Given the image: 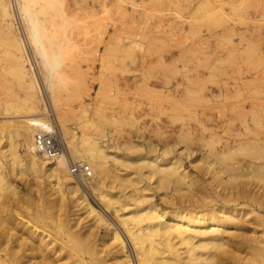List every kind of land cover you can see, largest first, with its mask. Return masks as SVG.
<instances>
[{"label":"rangeland","instance_id":"374dc122","mask_svg":"<svg viewBox=\"0 0 264 264\" xmlns=\"http://www.w3.org/2000/svg\"><path fill=\"white\" fill-rule=\"evenodd\" d=\"M65 3V12L57 10L44 16L52 23L54 41L37 39L46 53L52 49L59 53L56 68L49 57L43 62L40 45L29 38L27 16L19 15L14 5L25 55L32 61L46 115L59 124V113L76 139H81V134L97 138L109 154L133 160L126 167L130 180L124 183L131 191L122 188L127 194H134V186L145 187L147 193H141L151 194L160 202L164 190L156 189L152 169L150 173L149 167H141L138 158L167 152L181 156L195 176L185 201L191 196L187 202L217 205L230 201L233 195L243 209L234 215L247 225L258 220V212L250 210L249 196L254 190L264 191V154H254L256 164L244 177L225 182L212 177L222 180L220 183L211 180L210 174L217 150L233 152L232 163L235 159L246 164L235 148L252 141L264 145V0ZM11 63L10 46L1 37L0 100L7 93L18 92ZM46 79L55 82L56 92L47 88ZM1 107L0 121L9 119L3 117ZM123 143L131 147L127 149ZM2 160L7 167L6 159ZM112 161L108 158L107 165L113 166ZM207 165L213 167L210 173ZM20 168L10 174L16 193L0 188V203L5 205L0 208V233L10 229L11 245L17 241L31 243L47 232L55 234L59 229L51 228L62 225L63 214L70 208L68 201L48 196L43 184L35 185L26 168L18 173ZM92 174L84 180L76 176L88 196L85 186L95 174L93 169ZM117 189L108 191L115 194ZM184 200L177 202L186 204ZM246 209L250 213L245 216ZM254 230L261 234L262 226L255 224ZM254 230L247 226L239 231L250 236Z\"/></svg>","mask_w":264,"mask_h":264},{"label":"bare ground","instance_id":"6f19581e","mask_svg":"<svg viewBox=\"0 0 264 264\" xmlns=\"http://www.w3.org/2000/svg\"><path fill=\"white\" fill-rule=\"evenodd\" d=\"M14 5L19 15L27 16L29 38L37 46L40 45L38 37L48 43L55 39L52 23L45 19V14L57 10L65 12L67 7L65 0H0V36L10 46L11 71L18 87V92L7 93L0 100L5 111L3 117L9 118L0 121V188L16 193L17 187L10 174L14 175L17 167H25L33 176L35 185L43 184L48 196L68 201L70 208L63 214L65 221L62 225L51 228L59 231L55 234L47 232L43 237L38 235L31 243L17 241L11 245L10 229L3 230L0 233V264H264V214L261 213L264 211V191L254 190L249 196L252 201L250 210L259 215L255 214L258 220L248 225L234 215L243 209L238 207L233 195H230L232 204L227 200L217 205L187 202L191 196L186 201L183 198L193 188L195 176L185 167L181 156H169L166 152L162 156L153 154L138 158L139 165L149 167L148 171L152 169L153 173L149 172L156 176L155 186L159 188H155L164 190L159 192L160 202L151 194L141 193L145 192V187L134 186L139 193L133 190L134 194H127L131 189L128 191L124 184L130 180L126 167L133 160L109 154L99 145L97 138L81 134V139H76L75 134L68 130L67 120L59 113V124L54 125L63 145L62 151L53 160H47L37 152L34 135L39 130L50 129L51 124L44 111L32 61L25 55V41L17 27ZM39 47L36 49L40 51L43 62L49 57V63L56 68L59 53L54 49L46 53L41 45ZM45 81L50 90L57 86H53L55 82H50V79ZM50 96L53 105L57 106L55 97ZM246 143L244 145L247 146L237 145L235 148L240 150L246 164L235 159V162H230L233 161V152L217 150L214 153L211 180L216 177L225 182L249 174L256 164L254 154H264V145L253 141ZM128 146L124 144V147ZM76 157L91 165L90 169L92 167L95 173L85 186L90 196L78 184V178L84 180L89 177L82 173L78 177L71 169ZM2 158L6 159L7 167ZM108 158L113 160V166L107 165ZM211 167L208 166L207 173ZM23 170L18 173L22 174ZM114 188L117 193H109L108 190ZM178 196L182 199L177 200ZM182 200L186 204L177 202ZM0 204L3 210L5 205ZM250 210H244V215H248ZM83 220L86 221L82 224ZM255 224L262 226L261 234L254 230ZM247 226L254 230L253 235L239 231Z\"/></svg>","mask_w":264,"mask_h":264},{"label":"built area","instance_id":"2783aa9c","mask_svg":"<svg viewBox=\"0 0 264 264\" xmlns=\"http://www.w3.org/2000/svg\"><path fill=\"white\" fill-rule=\"evenodd\" d=\"M48 121L51 124L50 129L36 132L34 135V144L39 154L43 155L47 160H53L62 151L63 145L55 130V122L49 116ZM32 125L37 126L36 123H32ZM71 169L78 177H81L80 173H82L84 177L91 176L90 166L81 159L73 161L71 163Z\"/></svg>","mask_w":264,"mask_h":264}]
</instances>
